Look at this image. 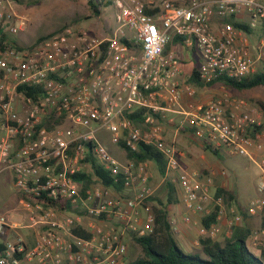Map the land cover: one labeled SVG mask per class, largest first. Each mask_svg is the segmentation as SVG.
<instances>
[{"label":"built area","instance_id":"2783aa9c","mask_svg":"<svg viewBox=\"0 0 264 264\" xmlns=\"http://www.w3.org/2000/svg\"><path fill=\"white\" fill-rule=\"evenodd\" d=\"M97 1L115 10L114 28L94 35L63 27L21 46L15 37L28 19L17 11L18 0H0V174L11 173L24 211L19 222L1 214L0 235L19 229L36 235L33 245L19 236L3 244L0 264H125V235L146 236L155 227L148 161L128 159L125 151L140 145L163 156L161 182L176 187L184 226L211 240L232 235L241 215L216 194L215 171L183 167L185 155L166 142L164 123L247 158L257 169L260 196L249 199L244 212L264 218V123L242 111L243 101H194L195 88L167 49L177 40L194 51L197 81L204 85L263 71L264 0ZM239 16L248 30L230 22ZM215 19L217 31L211 28ZM249 31L261 32L254 56ZM167 113L178 116V124ZM105 139L124 151L122 160L102 144ZM93 161L114 186L96 177ZM168 220L178 234L176 217ZM263 244L261 228L250 236V247Z\"/></svg>","mask_w":264,"mask_h":264},{"label":"rangeland","instance_id":"374dc122","mask_svg":"<svg viewBox=\"0 0 264 264\" xmlns=\"http://www.w3.org/2000/svg\"><path fill=\"white\" fill-rule=\"evenodd\" d=\"M17 11L19 13L27 12V14H25L28 19L26 28L20 33L18 37L28 39L29 42L33 39L30 35L31 31H35V34H43L47 30L52 29L47 33L50 34L56 30L62 29L63 27H71L74 30H84L90 32L91 34H102L108 28L107 22L112 28H114L116 25L114 21L115 10L112 7H101L100 14L95 16L90 11L86 0H19ZM27 15H29V17ZM173 50L176 56L182 60L181 65L185 72L190 73L192 70L193 61H187V56L182 55V53L179 52L175 46L173 47ZM212 90L216 91L217 88H212ZM251 91L250 89L247 90L245 94H241L243 96H240L237 99L243 100L244 103H246L248 106L247 110L254 120L264 123V88L256 87L252 91L253 93H251ZM167 116L173 118L176 124H178V121L180 120L179 117L171 114H167ZM166 124L167 123H164L163 127L168 129L167 126L169 125ZM170 129L171 131L167 135V141L171 140L172 138L174 128L170 127ZM177 136L178 137L175 140L176 148L185 150V147L181 145V141L183 140L189 147V149L186 150L187 152H191L192 155L198 158H201L203 155H205L206 160L203 162L197 161L193 168H211L214 170L215 175L213 177V183L216 188H219L220 185L216 179H227L233 181L235 193L238 195L240 200L247 202L249 198L260 196L256 191L257 169L247 158L231 155L225 150H218L217 154H213L211 151H204L202 144L198 142L192 135H184L182 132H179L177 133ZM102 144L109 150V152H111L114 157L118 158L119 160L123 159L124 151L111 145L107 139L103 140ZM221 170L226 172V176H221L219 174ZM149 171L151 172V169H149ZM154 172L155 173L152 172L151 185L154 189L153 206L156 207L158 205V201L163 203L166 201V192L165 183L161 182L162 178L156 167ZM204 172L209 173V171ZM10 177V173L7 171L0 174V215L5 214L8 210L14 208V206L17 205V197L12 188ZM167 209L168 217L181 216L184 212L181 211L183 208L179 201L176 204L169 205ZM237 211L240 213V215L242 214L240 209H237ZM256 218L261 220L263 219L262 217ZM141 225L143 226L144 223L142 222ZM261 228L262 226H259V228L257 227L256 230L259 231ZM178 234L175 235V241L183 252L187 254H198L202 258H206L199 248L193 249V251H188L178 238ZM125 240L127 250L124 261L125 264H128L142 256L143 252L141 247L132 240L131 235H125ZM247 247L255 255L258 254L257 249L250 247L249 240L247 242Z\"/></svg>","mask_w":264,"mask_h":264},{"label":"trees","instance_id":"16d2710c","mask_svg":"<svg viewBox=\"0 0 264 264\" xmlns=\"http://www.w3.org/2000/svg\"><path fill=\"white\" fill-rule=\"evenodd\" d=\"M86 1L90 11L95 16L100 14L101 7L108 6V4H102L97 0ZM146 13L151 14L152 12L146 10ZM230 22L238 29L248 30L245 26L233 20H230ZM44 37L45 36L40 37L37 41ZM190 81L198 85L196 70L192 71ZM216 82H220L227 87L236 89L237 91L249 90L256 87L264 88V70L239 81L219 78L208 84V86ZM19 89L22 90L26 88L20 87ZM26 90L28 96L34 97L35 92L32 89L27 88ZM202 148L204 151H211L213 154L218 153L217 149L207 143H203ZM125 151L128 159L136 162H152L155 164L158 173L161 176L164 174V158L153 147L140 145L137 152H129L126 149ZM92 167L96 177L100 178L104 185L114 186L113 179L110 178L100 166L96 165L94 161L92 162ZM82 177L86 176L83 175ZM86 179H88V177H86ZM165 192L166 201L164 203L158 201V205L154 207L155 227L153 233L142 237H137L134 233L130 234L132 240L141 247L143 254L128 264H264V244L257 249L258 255L251 252L246 246V240L250 235L249 231L238 234L235 233V236L233 235L231 239L227 240L224 244H220L208 238H200L198 243L202 254L206 258H202L198 254H187L183 252L178 247L175 241V235L171 231L167 209L169 205L176 204L179 201V193L176 187L170 182L165 183ZM216 194L225 196L227 202L230 203L235 199L232 191L223 188H217ZM214 216L215 215L213 214L207 220H204L203 223L206 225L213 221ZM262 224L264 228V218ZM2 249L3 245H0V250Z\"/></svg>","mask_w":264,"mask_h":264},{"label":"crops","instance_id":"0c3cea01","mask_svg":"<svg viewBox=\"0 0 264 264\" xmlns=\"http://www.w3.org/2000/svg\"><path fill=\"white\" fill-rule=\"evenodd\" d=\"M20 14L25 15V14H27V12H25V13L20 12ZM27 16L29 17V15H27ZM234 21L239 23V24H241V25H244V23H245L244 18L241 17V16H239L237 19H234ZM107 24H108V28H112L111 25L108 22H107ZM219 27H220L219 21L216 20V19L213 20L212 24H211L212 30L213 31H217L219 29ZM50 30H52V29H50ZM50 30H47L43 34H40V33L35 34V31H31L30 35H31V38H33V39L30 42L28 41V39H25V38H22V37H18L22 31L18 33V35L15 37V39L18 42L19 45L28 46V45L32 44L33 42H35L40 37L48 35L47 33ZM92 34L101 35V33H92ZM248 34H249V42H250V47H251V54H253V56H254L256 44H257V41L259 40V38L261 36V32H259V31H249ZM34 36H35V38H34ZM36 36H39V37H36ZM174 46L177 48V50L179 52L182 53V55H186L187 56V58H188L187 61H189V60L193 61L192 70H191L190 73H187V72H185V70L183 69V67L181 65L182 60H180L177 57L179 59V61H180V65H181V69H182V73H183L182 74V79L187 81V83H189L190 85H192L195 88L196 95H195V97L193 99L194 101H196V102H205V101H208L210 99H213V98L215 99V98H218V97H221V96L222 97H227L229 100H231L233 102L243 101V100H239L237 98H239L240 96H243L241 94H245L247 90L237 91L236 89L231 88V87H227V86H225L224 84H222L220 82H216V83H214V84H212L210 86H208V84L204 85V84H202L200 82H198V85L192 83L190 81V76H191L192 71L196 70V68H197V65H198V62H199L198 55L194 51H189L186 48H184L182 46V44H180V42H178V41H174L173 43H171L167 47V49L168 50H172L174 52V50H173ZM215 87L217 88V90L216 91L212 90V88H215ZM254 89L255 88H252V89H250V91L251 90L253 91ZM252 91H251V93H253ZM247 107L248 106L245 103V105L242 107V111L249 113L248 110H247ZM167 114H170V113H167ZM174 116H176V115H174ZM167 118H170V117L167 116ZM170 127L171 126H167L168 129H166L164 127V138H165V140L167 139V135L171 131ZM183 134L186 135V133H183ZM177 137H178L177 133L173 130V134H172L171 140L167 141L168 140L167 139L166 142H168V143L169 142H174L175 143V140L177 139ZM198 142H200V141H198ZM200 143L202 144V147H203V143L202 142H200ZM181 145L185 147L184 148L185 150H182V149L178 148L185 155V157L181 159V164L183 165V167H185L186 169L196 170V171L202 172L203 174L206 173L204 171H211L212 170L211 168H200V169L193 168V166L196 164L197 161L198 162L199 161L203 162V161L206 160L205 155H203L201 158L195 157L194 155L191 154V152L189 153V152L186 151V150L189 149V147L185 144V142L183 140L181 141ZM147 165H148V168L151 169V174H152V172L155 173L154 172L155 171V167H156L155 164L152 163V162H148ZM10 176H11L10 177L11 185H12V188L14 190V187H13V184H12V175H11V173H10ZM216 181L219 182V184H220L219 188H223V189L230 190V191L233 192L235 199H234V201H232V203H233L232 205L235 206L236 209H240L242 211V214H241L240 221L236 224V226L233 229L234 234L232 233V235L229 236V235H224V233H222V234L218 235L213 241H216V242H218L220 244H224L227 240L231 239V237L233 235L235 236V233L238 234V233H244L246 231H249L250 235H249L248 239L246 240V246H247V242H248V240L250 241V236L252 235V233L257 231L256 230L257 227L259 228V226L261 227L263 225L261 223V222H263V219L261 220V219L256 218V217H252V218L251 217H248V218L246 217V214L244 212V208L247 205L249 199H251V198H249L247 202L243 201V200H240L238 195H236V193H235V188H234V185H233V181L227 180V179L224 180V179H220V178L216 179ZM150 183H151V181H150ZM14 192H15V190H14ZM16 197H17V205H15L14 208L8 210L5 214H8L12 221L19 222V221H21L24 218V211H23V208L21 207V205L19 203V198H18L17 194H16ZM182 208H183V206H182ZM183 210L184 209H182L181 211H183ZM180 217L181 216H177L176 219H177V223H178L177 225H178V229H179V234L177 236L180 239L181 243L187 248L188 251H193V249H196V248L200 249L198 241H199V239L201 237L197 234V231H196L195 227L188 228V227L184 226L179 221ZM262 228H263V226H262ZM17 232L20 235H16ZM18 236L21 237L22 239H24L25 242L28 245H33V242H34V239H35L36 235H33L32 231H29V230H26V229H19V231L18 230L17 231L16 230L15 231L5 230L4 233H2L0 235V245H3L5 243H7V242H10L15 237H18ZM200 251H201V249H200ZM256 255H258V254H256Z\"/></svg>","mask_w":264,"mask_h":264}]
</instances>
